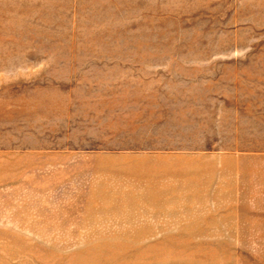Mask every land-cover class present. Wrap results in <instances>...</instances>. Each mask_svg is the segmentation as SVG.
<instances>
[{
	"label": "rangeland",
	"instance_id": "1",
	"mask_svg": "<svg viewBox=\"0 0 264 264\" xmlns=\"http://www.w3.org/2000/svg\"><path fill=\"white\" fill-rule=\"evenodd\" d=\"M0 264H264V0H0Z\"/></svg>",
	"mask_w": 264,
	"mask_h": 264
}]
</instances>
